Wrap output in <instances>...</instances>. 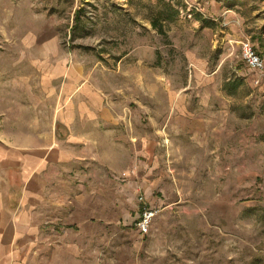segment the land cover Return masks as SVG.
<instances>
[{"label": "rangeland", "instance_id": "rangeland-1", "mask_svg": "<svg viewBox=\"0 0 264 264\" xmlns=\"http://www.w3.org/2000/svg\"><path fill=\"white\" fill-rule=\"evenodd\" d=\"M173 1L0 0V143L54 141L69 68L119 116L62 166V209L16 264H264V74L241 54L264 58V0Z\"/></svg>", "mask_w": 264, "mask_h": 264}, {"label": "crops", "instance_id": "crops-1", "mask_svg": "<svg viewBox=\"0 0 264 264\" xmlns=\"http://www.w3.org/2000/svg\"><path fill=\"white\" fill-rule=\"evenodd\" d=\"M223 1L229 11L251 5L249 0ZM171 3L179 9L175 1ZM195 19L203 27L214 25L198 13ZM261 34L264 37L262 29ZM62 75L64 83L53 94L54 141L34 147L0 143V264L21 262L24 252L35 250L48 229L49 213L62 209L63 202L53 199L62 183V166L84 159L77 153L80 146L92 149L96 140L99 145L101 139H113L118 130L119 116L104 107L100 92L84 81L80 68H69Z\"/></svg>", "mask_w": 264, "mask_h": 264}, {"label": "built area", "instance_id": "built-area-1", "mask_svg": "<svg viewBox=\"0 0 264 264\" xmlns=\"http://www.w3.org/2000/svg\"><path fill=\"white\" fill-rule=\"evenodd\" d=\"M242 59L247 64V66L261 74H264V58H262L254 46L249 41H244L242 43L241 49ZM143 202V199H140ZM141 205H143L141 203ZM160 214V210L153 208L148 205H144L140 210L139 219L137 220V230L142 236L149 234L152 224L156 217Z\"/></svg>", "mask_w": 264, "mask_h": 264}, {"label": "trees", "instance_id": "trees-1", "mask_svg": "<svg viewBox=\"0 0 264 264\" xmlns=\"http://www.w3.org/2000/svg\"><path fill=\"white\" fill-rule=\"evenodd\" d=\"M165 1L166 0H158V2H160V3L165 2ZM169 1L171 3V1H173V0H169ZM167 9H169V11H171L173 13L172 15H174V16H177L178 14H180V10L179 9H174L173 10V9H170L169 6H167ZM171 18H173V16L172 17H168V16H165L164 14H159L156 17V19L151 21L152 28L154 30H157L158 33H160V35H165V31L163 30V26L162 25H163L165 20L169 21Z\"/></svg>", "mask_w": 264, "mask_h": 264}]
</instances>
